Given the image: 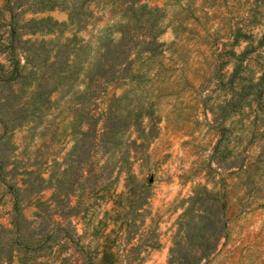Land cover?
<instances>
[{
    "label": "rangeland",
    "instance_id": "374dc122",
    "mask_svg": "<svg viewBox=\"0 0 264 264\" xmlns=\"http://www.w3.org/2000/svg\"><path fill=\"white\" fill-rule=\"evenodd\" d=\"M32 1L0 0V37L14 8ZM145 1L159 6L162 68L154 79L98 83L86 162L68 154L80 121L67 93L51 96L31 130L16 126L0 141L17 177L46 161V211L65 216L60 232L69 235L66 259L46 254V264H81L84 245L93 259L118 264H264V0ZM35 15L66 19L60 8L19 16ZM21 25L22 39L43 37ZM24 47L3 42L0 62L9 64L3 51L12 49L23 63ZM29 84L19 81L18 92ZM82 87L74 81L71 92ZM9 91L0 84V97ZM82 168L93 173L80 179ZM11 205L0 179V222ZM22 208L32 216L29 200Z\"/></svg>",
    "mask_w": 264,
    "mask_h": 264
},
{
    "label": "trees",
    "instance_id": "16d2710c",
    "mask_svg": "<svg viewBox=\"0 0 264 264\" xmlns=\"http://www.w3.org/2000/svg\"><path fill=\"white\" fill-rule=\"evenodd\" d=\"M55 8L66 12L65 20L35 15L23 17L25 21H22L19 16L26 10L39 13ZM160 18L159 6L150 5L145 0H33L28 5H19L17 10L14 8L10 15V29L6 37H0V45L5 42L18 47L22 42L25 46L22 49L24 62L20 63L12 49L11 52L3 51L9 64L0 62V84L8 83L10 91L6 97H0V104L6 105L0 113V141L9 142L7 133L9 130L13 132L16 126L31 130L36 115L48 107L51 96L67 93L69 109L80 121L79 132L68 154L74 152L72 155L82 163V158L88 154L87 138L90 140L91 137L88 130L94 120L87 115L88 101L95 98L98 83L141 81L146 76L154 79L160 72L163 61L159 55L165 52L164 42L158 39L163 30ZM19 20L21 26L31 28L24 33L34 35L40 32L43 37L22 39L23 33L16 29ZM101 20L104 21L102 24ZM95 25L97 27L92 32ZM66 28L70 33H65ZM82 31L87 33L81 34ZM45 35L53 36L45 38ZM27 69L29 71L25 73ZM245 76L241 79L252 81ZM19 81H32V84L25 85L20 93L18 91L22 88L17 89ZM74 81H81L83 87L71 92ZM11 120L14 123L10 124ZM93 135L95 139H103L102 133ZM43 136L44 133L38 140L44 145L46 137ZM34 156L39 158L41 153L37 150ZM15 166V162L6 163L0 156V179L12 195L8 223L0 222V263L46 264V254L52 258L59 256L58 260L63 262L66 256L60 255V251L69 235L60 232L65 216L62 214L60 219H55L52 210L46 211V180L51 177L48 174L46 178V161L24 165L21 177L15 176ZM92 173L90 169L83 173L82 168L79 177L85 179ZM7 176L13 181L8 182ZM23 200H29L33 206L31 217L23 212ZM52 200L55 203V198ZM85 247L81 246L80 250L83 253L81 264H118L111 258L93 259L86 254ZM101 252L111 253L108 246Z\"/></svg>",
    "mask_w": 264,
    "mask_h": 264
}]
</instances>
